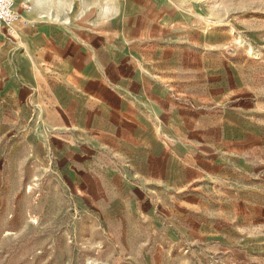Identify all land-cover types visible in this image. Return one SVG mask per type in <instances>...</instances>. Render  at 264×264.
<instances>
[{"label":"rangeland","instance_id":"1","mask_svg":"<svg viewBox=\"0 0 264 264\" xmlns=\"http://www.w3.org/2000/svg\"><path fill=\"white\" fill-rule=\"evenodd\" d=\"M50 4L45 16L116 44L143 30V79L163 115L147 121L187 173L143 183L119 164L107 181L65 174L45 83L60 55L16 45L22 35L1 26L0 264H264V0ZM28 65L44 84L30 104L19 78Z\"/></svg>","mask_w":264,"mask_h":264},{"label":"crops","instance_id":"2","mask_svg":"<svg viewBox=\"0 0 264 264\" xmlns=\"http://www.w3.org/2000/svg\"><path fill=\"white\" fill-rule=\"evenodd\" d=\"M15 1L16 9L29 22L20 28L22 41L16 45L27 41L31 47L44 46L60 55V60L50 65L45 83L53 105L51 128L59 137L54 146L61 152L65 174L101 182L117 177L116 167L121 165L126 180L132 183L158 176L173 181L186 177V166L164 157L156 144V128L147 121L163 115L155 106L158 96L143 79V30L135 27L120 32L119 39L126 42L116 44L115 34L79 30L45 16L39 8L50 6L52 0H30L34 3L30 11L24 10L23 4L17 8L20 0ZM136 1L129 0L130 6ZM19 78L26 81L21 89L29 96L23 101L30 104L44 84L31 65L22 69ZM164 129L171 130L168 126ZM110 156L120 159L116 163Z\"/></svg>","mask_w":264,"mask_h":264},{"label":"built area","instance_id":"3","mask_svg":"<svg viewBox=\"0 0 264 264\" xmlns=\"http://www.w3.org/2000/svg\"><path fill=\"white\" fill-rule=\"evenodd\" d=\"M26 11L32 9L28 3L23 4ZM0 21L4 23V28L10 36H14L19 32L20 28L29 24L24 16L16 9L15 0H0Z\"/></svg>","mask_w":264,"mask_h":264},{"label":"bare ground","instance_id":"4","mask_svg":"<svg viewBox=\"0 0 264 264\" xmlns=\"http://www.w3.org/2000/svg\"><path fill=\"white\" fill-rule=\"evenodd\" d=\"M0 25L4 27V23L2 21H0ZM19 38V33L17 32L16 34V39Z\"/></svg>","mask_w":264,"mask_h":264}]
</instances>
